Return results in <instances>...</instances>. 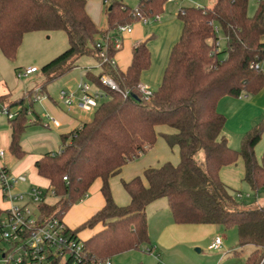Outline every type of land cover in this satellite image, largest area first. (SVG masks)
<instances>
[{"label": "trees", "instance_id": "obj_1", "mask_svg": "<svg viewBox=\"0 0 264 264\" xmlns=\"http://www.w3.org/2000/svg\"><path fill=\"white\" fill-rule=\"evenodd\" d=\"M166 1L140 0L131 7L113 0L106 7L108 25L101 28L88 13L86 0H0V50L8 59L16 58L27 32L62 29L68 36V48L42 66L45 82L72 71L86 54L94 55L101 65L98 74L86 72L105 91L92 118L60 134V149L47 151L35 161L37 173L49 180L56 198L52 204L42 201L38 208L42 218L62 220L88 195L94 181L101 179L105 204L80 227L103 226L82 240L86 262L101 264L150 245L146 208L166 198L175 224L236 227L239 245H254L246 264H264V205L239 201L220 176L224 166L241 157L244 180L255 190L264 188V152L261 160L255 153L264 133V118L243 136L240 149H234L224 133L226 116L218 111L222 97L256 94L264 87V0H259L253 16L248 15L249 0H216L212 6L182 8V32L172 47L163 81L145 100L138 84L151 65L147 41L134 45L131 64L123 71L114 63L119 48L113 38L118 25L140 20L136 10L154 19L163 12ZM220 33L227 42L223 50L216 44ZM107 34L108 48L102 55L97 43L103 44ZM102 75L113 79L118 88L103 84ZM38 91L47 93L46 86ZM39 92L32 89L14 100L9 94H0L2 106L18 110L9 118V151L18 158L26 154L21 144L26 129L44 123L26 104ZM161 125L171 131L158 133ZM158 136L169 147L178 148L179 162L164 161L122 180L130 202L118 204L110 179L153 147ZM199 152H203V161L198 159ZM66 233L79 238L77 230L67 227ZM147 249L153 251L152 246Z\"/></svg>", "mask_w": 264, "mask_h": 264}, {"label": "rangeland", "instance_id": "obj_2", "mask_svg": "<svg viewBox=\"0 0 264 264\" xmlns=\"http://www.w3.org/2000/svg\"><path fill=\"white\" fill-rule=\"evenodd\" d=\"M112 1L113 0H86V2H88L91 5L92 9L97 13V17L100 19L99 25L101 28H106L108 25L106 7L109 6ZM121 1L127 3L131 7H136L140 0ZM184 1L186 2L185 4L187 6H200L197 2H192V0ZM103 2L104 7L101 8V4ZM169 2L173 1L169 0ZM258 2L259 0H249L247 10L248 15L253 16L255 14ZM205 5H209V3L205 2L201 6L204 7ZM68 44V36L64 30L42 29L30 31L24 35L22 43L19 46L16 58L14 60L8 59L4 55L2 50H0V94L10 93L9 95L11 96V99H17L24 93H27L32 89H35L37 92H39L38 90L41 86H46L47 93L39 92V98L35 96L36 94H33L31 98L26 100L27 106L30 108L33 107L34 111H36L41 117H43V115L47 111L46 106L44 105L47 102L52 103L53 100L57 102L60 101L61 90L74 91L71 89V87L73 88L75 86H79L83 81L87 82L90 87L97 86L91 79L86 76V72L88 70H91L95 74L99 73L97 64L98 60L92 54L81 56L77 60L78 66L69 73L50 82H45L46 77L42 73V66L59 54L63 53L68 48ZM226 45V38L222 33H220L219 49H225ZM32 67H36L37 71L30 74L19 75V73H24L25 70ZM163 76L161 83L163 81ZM140 82L149 85L153 89V91L157 90L161 85V83L158 86L147 84L144 83L141 79ZM262 96L264 97V87L256 94L241 96V99L239 97H230L235 101H233L232 103H227L225 105L227 113H223L227 118L225 135L229 139V145L237 144L236 149H240L243 136L252 128L251 124H249V116H247L244 120V134L240 138H238L237 136L236 140V135L234 131H231V129H235L243 123L242 121L240 122L238 118L239 112L237 113V107L235 104L241 105L243 104L242 102L245 101L248 103H253L255 98H261ZM99 101H102V98ZM254 105L260 107L257 103ZM11 111H16V106L11 107ZM92 116L93 111L87 113V119H91ZM43 122L46 123V121ZM5 127H9V118L7 114L2 111V105L0 104V131ZM163 129L167 131L170 128L167 125H161L158 126L157 132L161 133L163 132ZM25 133H27V131H25ZM230 147L235 148L232 145ZM263 152L264 133L262 135L261 141L255 147V153L259 160H261ZM28 155L29 153H26L24 157L18 158L6 150V161L10 172H14L15 169L20 166L21 163L26 160V158H28ZM145 156H152L154 158V162H149L151 164H148V167L157 166L163 161H171L177 164L180 160L178 148L169 147L161 136H158L157 142L153 147L147 149V151L141 157L129 163L139 160L143 161V158ZM197 156L199 160L203 161V152H199ZM27 164L28 168L25 172H27L29 181H32L34 180L35 171L33 169V165L30 162L27 161ZM244 174V161L240 157L236 163L224 166L223 169H221L220 176L222 181L226 185H228L231 193L236 198L238 194H242L243 197L241 199L237 198L239 201L247 205H251L255 202L258 204L264 203V188H260L258 190L253 189L244 180ZM36 181L41 183L40 188L45 193L46 202L51 204L54 203L56 201V198L52 195L49 186L38 179ZM18 187L21 191L26 190V185L20 184ZM1 198L2 197L0 193V203L3 202ZM165 200L167 199L165 198ZM157 210L159 211L155 218H152L150 212L148 213L150 215V223L152 221L151 231H155V237L150 235L151 244L148 245L153 246V251L150 252L147 249L148 246L143 245L137 249H131L111 257L109 259L111 264H246L248 256L254 249V245H239V237L236 227L227 228L220 224L213 225V227H210V229H207L208 227H203V229H201V231L199 232V234L201 235L199 240L191 239V236L189 235L188 238H184L183 240H179L177 242L171 240L169 241L168 239L157 241V235L160 231L157 217L163 216L165 214L167 219H173L172 213L170 211L168 214V212H164L163 210H161V207ZM163 219L164 218L162 217V220ZM185 226L190 227V225ZM216 235H219L223 238V249L209 250L208 247L212 239ZM79 239L83 240V238L80 236ZM228 250L230 251L229 254L226 253ZM101 264L106 263L104 262Z\"/></svg>", "mask_w": 264, "mask_h": 264}, {"label": "crops", "instance_id": "obj_3", "mask_svg": "<svg viewBox=\"0 0 264 264\" xmlns=\"http://www.w3.org/2000/svg\"><path fill=\"white\" fill-rule=\"evenodd\" d=\"M169 2L166 1L164 5L163 12L158 16V18L151 19L148 23H144L141 20L134 22L131 24L130 31H124L119 33L117 36L120 38L121 46L117 51L114 57V63L117 68L126 71L132 61V49L135 44L147 41L148 48L151 53V65L150 68L142 72L141 80L144 83L152 84L158 86L161 83L164 68H166L168 64V59L172 50L173 45L178 41L180 38L183 23L179 17V12L182 8L186 7V2L184 0H178ZM216 0H192V2H197L200 6L205 2L209 3V5L205 6H212ZM125 3V2H124ZM127 4V3H126ZM104 7V2L101 4V8ZM86 8L94 22L99 25V18L97 17V13L92 9L91 5L86 2ZM98 64V71L101 70V65L99 61ZM93 90H97L103 94L105 91L97 86L91 87ZM72 92L76 93V97L79 98L81 96V91L79 86L71 87ZM8 94V93H4ZM10 94V93H9ZM10 96V95H9ZM231 96L226 95L222 97L218 102V111L221 113H227L225 109V105L229 102H233V98ZM42 98V97H41ZM240 98V97H239ZM11 99V96H10ZM241 99V98H240ZM14 100V99H11ZM43 100V99H42ZM54 101V102H53ZM52 103L47 102L44 106H46V113L43 115V121L46 123L43 124H34L28 127L25 133L22 136L21 144L26 153H29L28 158L24 160L20 166H18L12 174H26L25 172L28 168L27 161L33 165V169L35 171L34 180L28 181L22 185H26L25 189L29 190L31 186H39L40 182L36 180H40L46 183L49 186V180L40 176L37 173L35 167V161L39 159L45 152L47 151H57L60 149V138L59 135L63 133H69L74 129L81 126V124L85 121L90 120L87 119V113L91 111H84L79 109L75 104L68 109L63 102L53 100ZM241 103V102H240ZM243 104H235L236 111L239 114L238 118L240 122L242 121L243 124H240L235 129H231L234 131L238 138L242 137L245 131L244 128V120L247 116H249V124L251 126H255L258 122H260L264 118V97L255 98L253 101L254 104H258L260 107L254 105L253 103L242 102ZM61 106V107H60ZM93 111V110H92ZM235 111V112H236ZM48 115L54 116L57 121L58 125H51L49 124V119L47 118ZM33 119V118H32ZM227 119V118H226ZM227 124V120H226ZM225 124V127H226ZM224 127V133H225ZM163 132H170L171 129L165 130ZM229 141V139H228ZM230 144V143H229ZM9 145H10V126L5 127L0 131V148L7 150L9 153ZM236 149L237 144H231ZM230 145V146H231ZM153 149V148H152ZM12 154V153H11ZM154 158L152 156H145L142 160L128 163L123 168L122 171L118 174L113 176L110 179V186L112 189V193L114 196L115 201L120 205H127L130 202V197L128 193L122 186V180H129L136 175H141L143 170L147 168L151 164L149 162H154ZM164 162V161H163ZM175 162V161H174ZM5 166L10 171L6 157L4 160ZM175 164V163H174ZM223 169V168H222ZM221 173V171H220ZM28 177V175H27ZM36 179V180H35ZM102 180L96 179L94 183L90 186L88 195L79 203L74 204L68 212L63 217V222L72 230L78 231V236L82 237L83 240L91 237L94 233L98 232L103 226L102 224L96 225L94 228H84L81 229L80 227L84 224L88 219H90L98 210H100L104 204L105 199L101 192ZM2 197V196H1ZM3 202L0 203V208H4L7 206V203L1 198ZM4 203V204H3ZM264 205V203H260ZM161 207V210L164 212H168V201L165 198H160L152 203H150L146 208L147 218H148V226H149V233L151 236L155 237V231H151L152 228V221L150 223V212L152 218L158 214L157 210ZM168 209V210H167ZM162 217L164 218L162 220ZM158 224H159V234L158 240L161 241L162 239H168L169 241L177 242L179 240H183L184 238H188L191 236V239L199 240L201 235L199 232L203 227H208V225H198V226H180L174 223L173 219H167L166 215L157 217ZM165 221V222H163ZM223 239V238H222ZM213 240V239H212ZM212 242V241H211ZM224 242L222 247L218 250L223 249ZM153 247V246H152ZM137 249V248H136ZM199 250V249H198ZM210 250V249H209ZM254 250V249H253ZM252 250V251H253ZM251 251V252H252ZM151 252V251H150ZM227 254L230 253L228 250ZM111 264V263H110Z\"/></svg>", "mask_w": 264, "mask_h": 264}, {"label": "built area", "instance_id": "obj_4", "mask_svg": "<svg viewBox=\"0 0 264 264\" xmlns=\"http://www.w3.org/2000/svg\"><path fill=\"white\" fill-rule=\"evenodd\" d=\"M135 14L140 20L148 23L151 19L144 17L136 10ZM159 15L155 16V19ZM218 32V27L215 26ZM131 24L118 25L117 33L130 31ZM110 35L105 36V41L97 43L102 49V55L108 48ZM116 48H120L121 42L118 36L113 38ZM219 47V40L216 42ZM106 59V58H105ZM258 66V65H257ZM37 71L36 67L28 68L24 73L30 74ZM101 82L106 86L117 89L118 85L107 75L101 76ZM138 87L143 98L149 100L153 89L146 84L139 83ZM81 96L76 97L72 91H60V99L68 108L75 104L79 109L92 111L97 107L99 100L105 94L93 90L87 82L79 85ZM40 95L37 96L39 98ZM2 111L8 118H13L18 110L12 112L6 106ZM49 124L58 125L57 119L48 115ZM6 151L0 148V193L7 206L0 208V264H94L86 262L83 257V241L66 233L68 226L56 217L42 218L38 208L39 204L46 200L45 193L39 186H31L29 190L21 191L20 184L28 181L26 174H12L5 166ZM242 198V194H238ZM223 239L216 235L209 245L210 250H218L222 247ZM110 264L108 260L105 262Z\"/></svg>", "mask_w": 264, "mask_h": 264}]
</instances>
